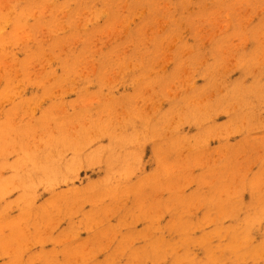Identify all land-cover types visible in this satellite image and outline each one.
Returning <instances> with one entry per match:
<instances>
[{
  "label": "rangeland",
  "instance_id": "obj_1",
  "mask_svg": "<svg viewBox=\"0 0 264 264\" xmlns=\"http://www.w3.org/2000/svg\"><path fill=\"white\" fill-rule=\"evenodd\" d=\"M0 7V264H264V0Z\"/></svg>",
  "mask_w": 264,
  "mask_h": 264
},
{
  "label": "bare ground",
  "instance_id": "obj_2",
  "mask_svg": "<svg viewBox=\"0 0 264 264\" xmlns=\"http://www.w3.org/2000/svg\"><path fill=\"white\" fill-rule=\"evenodd\" d=\"M81 2V1H80ZM119 2V1H118ZM159 2V1H158ZM44 4H45V2H44ZM164 4H165V2H164ZM163 5V4H162ZM166 5H167V2H166ZM1 8V7H0ZM188 8V7H187ZM105 9V8H104ZM10 10V9H9ZM68 11V10H67ZM106 11V10H105ZM119 11V10H118ZM136 12V11H135ZM77 12H75V14H76ZM8 14V13H7ZM21 21V20H20ZM71 25V24H70ZM4 27V26H3ZM28 35V34H27ZM43 40V39H42ZM145 42V41H144ZM5 46V45H4ZM18 73V72H17ZM20 74V73H19ZM54 76V75H53ZM52 77V76H51ZM261 84V86L263 85V83H260ZM264 86V85H263ZM257 87V86H256ZM254 88H255V85H254ZM260 89H261V87H259ZM244 89V88H243ZM259 89V90H260ZM241 90H242V88H241ZM255 91V90H254ZM260 91H262V90H260ZM264 91V90H263ZM237 94H238V92H237ZM242 94V93H241ZM240 94V95H241ZM230 95V94H229ZM234 95H235V93H234ZM250 95V94H249ZM249 95H248V97H249ZM252 95V94H251ZM262 95V94H261ZM7 96H9V95H7ZM236 97H237V95H235ZM229 97V96H228ZM247 97V98H248ZM253 97V96H252ZM255 97V96H254ZM223 99V98H222ZM237 99V98H236ZM219 100V99H218ZM227 100H232L231 102H233V97H232V99H228V98H226V101ZM224 101H225V99H224ZM235 101V100H234ZM219 102H220V100H219ZM230 101H228V103H229ZM207 105V104H206ZM225 105V104H224ZM230 105V104H229ZM219 105H213V107H218ZM220 107V106H219ZM223 107V106H222ZM221 108V107H220ZM205 109V108H204ZM203 109V111H205ZM210 109V108H209ZM190 112V111H189ZM196 113V112H195ZM204 113V112H203ZM191 115V114H190ZM187 117V116H186ZM189 117V116H188ZM191 118V117H190ZM196 118V117H195ZM197 120V119H196ZM91 121V120H90ZM95 120H93V122H90V123H93V125L95 124V122H94ZM193 121V120H192ZM60 124H62V123H60ZM130 124V123H129ZM134 124V123H133ZM137 125V124H136ZM63 126V125H62ZM65 126V125H64ZM92 126V125H91ZM95 126H96V124H95ZM100 126V125H99ZM130 126H131V124H130ZM139 125H137V127H138ZM93 127V126H92ZM135 127V126H134ZM96 128H98V126L96 127ZM100 128V127H99ZM132 129H134V128H132ZM7 130V129H6ZM86 130V129H85ZM22 131H24V130H22ZM25 131H27V130H25ZM5 132V131H4ZM20 132V131H19ZM83 131H81L80 133H82ZM88 133V132H87ZM22 134V133H21ZM20 134V135H21ZM60 134V133H59ZM126 134V133H125ZM128 134V133H127ZM130 134V133H129ZM24 135V134H23ZM48 135V134H47ZM64 135V134H63ZM79 135V134H78ZM77 135V137H78V139H79V137L81 136V134H80V136H78ZM84 135L85 134H83L82 135V138L81 139H79V141L81 140V141H83V137H84ZM124 135V134H123ZM3 136V135H2ZM7 136V135H6ZM58 136V138L59 139H55L56 140V144L57 145H59L60 144V142L62 143V138H64V137H59L60 135H57ZM56 136V137H57ZM62 136V135H61ZM86 136H87V134H86ZM77 137H75V139L77 138ZM117 137V138H116ZM115 138L116 139H118V136H116ZM2 138V137H1ZM0 138V139H1ZM20 138V137H19ZM18 138V139H19ZM49 138V137H48ZM84 138H86V137H84ZM114 138V139H115ZM121 138H123V137H121ZM6 139H7V137H6ZM13 139V138H12ZM15 139V138H14ZM51 139V138H50ZM54 139V138H53ZM65 139V138H64ZM112 139V138H111ZM114 139H113V142H116V139H115V141H114ZM137 139V138H136ZM135 139V140H136ZM24 140V139H23ZM23 140H22V142H21V144L23 143ZM46 140V139H45ZM45 140H43V143H45ZM52 140V139H51ZM68 140V139H67ZM73 140H74V138H73ZM119 140V139H118ZM121 140V139H120ZM124 140H126V139H124L123 138V140H122V143L121 144H125L126 142L124 141ZM134 140V141H135ZM3 141V140H2ZM26 141V140H25ZM48 141V140H47ZM69 141H70V139H69ZM80 141V142H81ZM85 141H87V138H86V140ZM84 141V142H85ZM127 141V140H126ZM1 142V141H0ZM10 142H12V141H10ZM50 142V141H49ZM58 142H59V144H58ZM67 142V141H66ZM119 142H121V141H118V143ZM124 142V143H123ZM9 143V142H8ZM28 143V142H27ZM52 143H54V140H53V142ZM51 143V144H52ZM63 143H65V142H63ZM71 143V142H70ZM69 142H68V144H67V146H65L66 148H68V149H72V147H73V144H70ZM77 143H78V141H77ZM117 143V142H116ZM1 144H3V142H1ZM14 144V143H13ZM12 144V145H13ZM70 144V145H69ZM9 145V144H8ZM66 145V144H65ZM114 145V144H113ZM117 144H115L114 146H116ZM7 146V145H6ZM16 146H17V143H16ZM44 146V144L42 145V147ZM52 146V145H51ZM119 146V145H118ZM54 147H55V145H54ZM58 147H60L61 148V145L60 146H58ZM64 146L62 147V148H65ZM121 148H122V146H120ZM21 148H23V146L21 147ZM26 148H27V146H26ZM29 148V147H28ZM44 149L46 148V150H42V149H40V150H42V152H41V154L39 155V153L38 154H35V152L32 154L31 153V155L30 156H28V157H25L26 158V162L25 163H29L30 164V166L27 168L26 167V165H25V163L23 164V165H21V166H19V165H14L15 166V168H19L20 169V172L18 173V174H20V177H16V179L18 180V181H21V183H24V181L25 180H30V179H32V176L34 175L33 174V172L34 173H37V174H40V175H45V174H51L52 175V172L54 173V175L57 177L58 175H59V173H56L54 170H53V167L56 165V162H55V160H53V157H52V154H53V152H58V150H59V148L58 149H55V148H53V147H48V145L46 146V147H43ZM57 148V147H56ZM115 148V147H114ZM29 150V149H28ZM39 150V151H40ZM109 150H111V149H109ZM112 150H114V149H112ZM108 153V152H107ZM109 154V153H108ZM43 155V156H42ZM112 157V156H111ZM120 157V156H119ZM125 157H128V156H125ZM35 158V159H34ZM37 159V160H36ZM75 159V158H74ZM122 159V158H121ZM129 159V158H128ZM21 160H22V157H21ZM72 160V159H71ZM109 160V159H108ZM113 160V159H112ZM19 161V160H18ZM20 162V161H19ZM18 162V163H19ZM120 162V161H119ZM122 162V161H121ZM22 163H23V160H22ZM73 163V162H72ZM72 163H71V161H69V162H67V168H71V166H73L72 165ZM74 164V163H73ZM117 164V163H116ZM124 164V163H123ZM71 165V166H70ZM13 181H14V179H13ZM264 192V191H263ZM262 196V195H261ZM260 196V197H261ZM141 197V196H140ZM254 196L252 195V198H253ZM258 198V197H257ZM141 199V198H140ZM255 199V198H254ZM259 199V198H258ZM258 199H257V201H258ZM253 200V199H252ZM220 201H223V200H220ZM219 201V202H220ZM218 202V201H217ZM149 203V202H148ZM222 203V205L220 206V204ZM220 204H219V210H222L224 207V205H225V207L227 208V206H226V203H225V201L224 202H221ZM257 203V202H256ZM261 203V202H260ZM259 203V204H260ZM224 204V205H223ZM228 205V204H227ZM212 207H213V205H212ZM221 207H223L222 209H221ZM229 207V206H228ZM258 207H259V205H258ZM214 208V207H213ZM254 208H256V207H254ZM228 209H230V208H228ZM177 210V209H176ZM218 210V211H219ZM178 211V210H177ZM215 211H216V209H215ZM218 211H216V212H218ZM225 211V210H224ZM220 213H221V211H219ZM178 213H179V211H178ZM223 213V212H222ZM227 213V212H226ZM179 216H180V213H179ZM181 221H182V218H181ZM179 223H180V221H179ZM181 223H183V221L181 222ZM184 224V223H183ZM185 226H187V225H185ZM176 227H178V225L176 226ZM183 227V226H182ZM245 227H247V226H245ZM245 227H244V229H245ZM240 228V227H239ZM239 228H236L237 230L239 229ZM248 228V227H247ZM235 229V228H234ZM244 229H242V232L244 231ZM182 230V229H181ZM241 230V229H240ZM17 231H18V229H17ZM231 230H227V235H228V238H230V242L229 243H227L228 244V248L230 247V248H232L231 249V251L229 250V249H227V247L225 246V248L229 251V253L231 252L232 253V255L233 256H237V255H240V254H243V255H245V256H248L249 255V253H247L248 251H242L244 248L246 249V247H242V246H240V244L237 242V238L239 239L240 237L238 236H236L237 235V233L236 232H234V230H232L231 232H230ZM249 231H250V228H249ZM12 232H14V229H13V231ZM225 232V231H224ZM240 232V233H239ZM238 233L239 234H241V231H239ZM231 233V234H230ZM181 234V233H180ZM230 234V235H229ZM244 234V233H243ZM21 235V234H20ZM181 235H183L184 236V234H181ZM24 237V236H23ZM181 238H182V236H180ZM184 237H186V236H184ZM244 237V236H243ZM242 237V238H243ZM12 238V237H11ZM14 238V240H13V244H16L14 241H15V237H13ZM12 238V239H13ZM245 238V237H244ZM246 238H247V236H246ZM246 238H245V240H246ZM20 239V238H19ZM10 240V239H9ZM24 240V239H23ZM187 240H188V237H187ZM229 240V239H228ZM243 240V239H242ZM241 240V241H242ZM184 241V240H183ZM241 241H240V243H241ZM8 242V241H7ZM18 243V242H17ZM245 243V242H244ZM243 242L241 243V244H244ZM250 243V242H249ZM239 244V245H238ZM19 245V244H18ZM248 245V244H247ZM252 245V244H251ZM259 245V244H258ZM257 245V246H258ZM11 246V245H10ZM13 246V245H12ZM245 246V245H244ZM256 246V245H255ZM252 247H254V246H252ZM249 247H247V249H248ZM258 248V247H257ZM263 248V247H262ZM246 249V250H247ZM250 249H252V248H250ZM249 249V250H250ZM253 250V249H252ZM259 251V250H258ZM258 251H255V252H258ZM255 252H253L254 254H256ZM230 253V254H231ZM252 253V254H253ZM264 253V252H263ZM248 254V255H247ZM261 254V253H260ZM234 257V258H235ZM239 257V256H238ZM237 257V258H238ZM254 257H256V256H254ZM254 257H252V258H254ZM212 258H213V255H212ZM237 258H235V259H237ZM246 258V257H245ZM239 259H241V255H240V258ZM244 260V259H243ZM236 261V260H235ZM234 261V262H235ZM240 261V260H239ZM185 262H187V261H185ZM184 262V263H185ZM238 262V261H237ZM241 262H242V260H241ZM179 263V262H178ZM187 264H188V262H187Z\"/></svg>",
  "mask_w": 264,
  "mask_h": 264
}]
</instances>
